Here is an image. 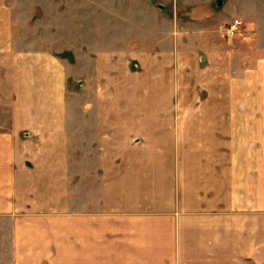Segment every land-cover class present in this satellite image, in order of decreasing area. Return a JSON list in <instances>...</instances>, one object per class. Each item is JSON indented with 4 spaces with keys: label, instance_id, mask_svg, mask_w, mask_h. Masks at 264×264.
<instances>
[{
    "label": "crops",
    "instance_id": "crops-1",
    "mask_svg": "<svg viewBox=\"0 0 264 264\" xmlns=\"http://www.w3.org/2000/svg\"><path fill=\"white\" fill-rule=\"evenodd\" d=\"M167 9L75 0L69 40L65 0H0V225L14 264H264V0H220L209 31L162 47ZM234 18L249 34L225 40ZM188 74L202 78V113L129 114ZM131 123L138 144L151 135L134 180Z\"/></svg>",
    "mask_w": 264,
    "mask_h": 264
},
{
    "label": "rangeland",
    "instance_id": "rangeland-1",
    "mask_svg": "<svg viewBox=\"0 0 264 264\" xmlns=\"http://www.w3.org/2000/svg\"><path fill=\"white\" fill-rule=\"evenodd\" d=\"M37 1V0H35ZM52 1V0H51ZM219 1L220 0H205L206 4L212 8L213 10V14L212 16H210V14L208 16L207 12L205 14H203L204 16H202L201 14H198L197 11L195 12V9L198 8L197 6H201L198 5L199 3H196L197 1H192V0H160V3L165 6V8H168L165 11L164 15L165 17H170L172 19V24L169 26H167L166 24L163 23L161 31H162V35H163V43H162V47L165 44V46H169V40H168V36H170V39L173 40L174 38V34H182V35H186L185 37H187V34L189 32V34L191 33H196V34H203L205 33L202 28L205 26L207 28V31L210 30L211 25H214V22H216L217 18L220 16V14H222L221 9L219 10ZM65 4H66V12H65V19H66V36L67 39L71 37H73V31H75V26H74V8H75V0H65ZM262 13H264V10L261 11ZM134 13V10L130 11V14ZM51 14V21L52 18L55 21H57V17L56 15L52 16V11H50ZM196 14L198 15V17L195 18ZM209 18L208 21H205V19ZM232 18V17H231ZM231 18H229L228 20L226 19L225 21H229ZM235 19V18H234ZM197 22L199 24H202L203 26H200L198 28H195V31H193V26L192 23L197 24ZM57 23V22H56ZM51 25H53V22H51ZM246 25H242V28H240L239 30V35L238 36H246L247 34H249V30L247 31ZM138 27V23L136 22V24H130L128 27V31H129V36L130 37H136L139 36L140 32L137 30ZM210 27V28H209ZM193 29V30H192ZM193 31V32H191ZM73 39V38H72ZM226 40V38H225ZM168 41V43H167ZM68 43V47H71L73 49L74 46V41H67ZM167 44V45H166ZM167 49V48H166ZM227 50H229L228 46H227ZM167 50H163V52ZM70 57L69 59H71V61H73V54L70 52ZM167 56V54H166ZM192 57L190 56V59ZM195 61V65H197L199 63L200 66V62L197 58H193L192 61ZM188 61L189 60H184ZM137 62V59H130V68L132 70H137L138 68L136 67V64H133ZM165 62H168V59L166 60L164 58V60L161 61V66L160 64H157L158 66H156V69L158 71L163 70L164 68H166V64ZM146 66H143L142 68L144 69ZM195 71L198 69L195 68ZM164 80V77H162ZM168 78V77H167ZM181 80H183L182 84H180V89L178 90V92H174L173 90H170L169 87L164 88L165 84L162 82L161 86H159V89L156 90L155 92V100L157 103L156 106H154V104L151 102L153 100L154 97H152V92H142L143 93V98H146V100H139L138 104L135 105L134 101L131 100L130 102V107H129V114L131 116H133L134 118H137L139 116H143L146 117L148 115H152V114H158L159 112L161 114H165V115H170V114H184V113H188V114H200L202 113V109L204 108L203 106H201V95L202 92H197V87H202V78L196 77L195 79V75H185V76H181ZM166 81H170L169 78ZM130 82H131V88H132V83H137V77L130 75ZM173 82V78L171 83ZM171 85V84H170ZM228 87V86H227ZM138 92L136 90L131 89V98L136 95ZM229 90L228 88L226 89V95H227V113H230L232 111V108L228 107V103L230 100L229 99ZM141 98V99H143ZM179 99V101L177 99ZM158 99V100H157ZM176 101L179 102V105L176 106V103H174ZM150 101V102H149ZM153 105V106H152ZM160 105V106H159ZM155 110V111H154ZM229 111V112H228ZM0 113H4L1 112ZM133 124L131 123V136H130V150H129V154H127L128 157V161L130 163V167H129V171H130V178L131 180H134L135 174H137V161L143 157L141 148L145 147L147 145V143L149 141H151V135L149 136V138H142L141 139V143H137L136 138H139L140 136L138 135V130L134 129V127H132ZM152 134V133H151ZM119 158V156L115 155V158ZM120 158H122L120 156ZM73 174V172H70ZM147 181V180H146ZM148 187V186H147ZM68 192L70 193V195H72V190L73 188H67ZM71 191V192H70ZM148 194L147 190L145 189V187H142V196L144 194ZM40 206V204H39ZM70 209L69 211L72 212V206H69ZM41 212V211H40ZM19 225H24L23 222H20ZM40 226H42L41 224H39ZM12 228L11 226L6 223V221H2V225H0V264H14L16 262L13 263V260H11V256L13 255V252H11L10 250V242L12 240ZM19 238L21 239V241L24 243V240L28 237H26L25 235H18ZM36 236V235H35ZM42 237L47 238V236H40L39 239L41 240ZM36 238V237H35ZM40 240L38 241V243L41 244ZM6 242V243H5ZM35 243H37V241H35ZM25 244V243H24ZM20 256H23L26 254L25 251H19L17 252ZM28 253V252H27ZM43 253V252H42ZM35 263L38 262L37 260L34 261Z\"/></svg>",
    "mask_w": 264,
    "mask_h": 264
},
{
    "label": "built area",
    "instance_id": "built-area-1",
    "mask_svg": "<svg viewBox=\"0 0 264 264\" xmlns=\"http://www.w3.org/2000/svg\"><path fill=\"white\" fill-rule=\"evenodd\" d=\"M240 27H241V22L238 19H232L222 28L223 36L227 40L232 39L239 33Z\"/></svg>",
    "mask_w": 264,
    "mask_h": 264
}]
</instances>
